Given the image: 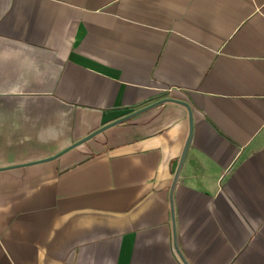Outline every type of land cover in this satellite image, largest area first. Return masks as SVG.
Segmentation results:
<instances>
[{"label":"crops","instance_id":"1","mask_svg":"<svg viewBox=\"0 0 264 264\" xmlns=\"http://www.w3.org/2000/svg\"><path fill=\"white\" fill-rule=\"evenodd\" d=\"M165 103L50 159L102 127ZM264 264V0H0V264Z\"/></svg>","mask_w":264,"mask_h":264},{"label":"water","instance_id":"2","mask_svg":"<svg viewBox=\"0 0 264 264\" xmlns=\"http://www.w3.org/2000/svg\"><path fill=\"white\" fill-rule=\"evenodd\" d=\"M165 103H176V104H179V105L185 107L187 109L188 113H189L190 133H189V137L187 139L185 148L183 150V154H182L181 161H180V164H179L180 166L178 167L177 172L175 174L174 185H173V188H174V186H175V184H176V182L178 180V177L180 175L181 168L183 166V163H184V160H185V156H186V153H187V149H188V146H189V143H190V140H191L193 122H192V109L189 106V104L184 102V101H179V100L172 99V98H170V99L169 98L162 99V100H160V101H158V102H156V103H154L152 105H149V106H147V107H145L143 109H140L138 112H135V113H133L131 115H128V116H126V117H124L122 119H119L117 121H114V122L102 127L101 129L95 131L94 133L90 134L89 136L85 137L84 139L76 142L75 144H73V146H70L68 149H66L62 153H60V154H58V155H56V156H54V157H52L50 159L42 161V162H48V161H51V160H55V159L59 158L60 156H62L63 154H65L66 152H68V151H70V150H72L74 148H77L80 145H83V144L87 143L89 140L95 138L97 135L101 134L102 132L106 131L107 129H109L111 127H114V126H117V125H119L121 123H124V122H126V121H128V120H130V119H132L134 117H138V115H140L142 113H145V112H147V111H149L151 109H154V108H156V107H158L160 105H163ZM184 263L187 264L186 260H184Z\"/></svg>","mask_w":264,"mask_h":264}]
</instances>
